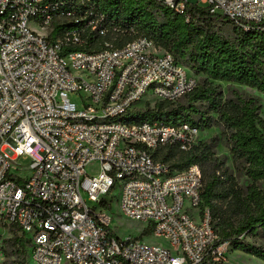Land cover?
I'll list each match as a JSON object with an SVG mask.
<instances>
[{
	"label": "built area",
	"instance_id": "built-area-1",
	"mask_svg": "<svg viewBox=\"0 0 264 264\" xmlns=\"http://www.w3.org/2000/svg\"><path fill=\"white\" fill-rule=\"evenodd\" d=\"M87 1L0 0V228L31 239V264L223 261L228 243L217 244L210 209L201 208L199 167L171 170L151 157L160 147L189 151L199 128L119 120L139 102L185 97L197 79L144 37L90 50L117 29L92 5L83 8ZM157 1L180 14L191 3ZM194 3L264 34V0ZM117 185L121 215L164 245L114 232L99 203Z\"/></svg>",
	"mask_w": 264,
	"mask_h": 264
},
{
	"label": "trees",
	"instance_id": "trees-1",
	"mask_svg": "<svg viewBox=\"0 0 264 264\" xmlns=\"http://www.w3.org/2000/svg\"><path fill=\"white\" fill-rule=\"evenodd\" d=\"M103 14L117 31L91 44L90 50H99L104 40L115 47L122 46L138 37L152 41L161 51L169 53L184 66L188 73L201 74L204 81L175 108L128 111L119 120L128 124L141 122H164L170 125L189 123L198 127L191 113H199L195 103H205L222 127L221 133L232 157L252 183L237 188L229 174L211 151L212 142H198L189 151L175 147H160L151 151L154 161L169 165L171 170L182 171L197 165L202 177L201 200L212 217L225 206V212L242 213L240 222L226 224L221 228L217 244L227 242L233 249L250 254L264 262V248L244 242L247 235L264 234V120L250 99L236 96V101L222 103L212 81L239 84L264 92V34L244 32L229 18L211 14L206 7L196 3L185 6L180 14L157 0H88ZM187 19V20H186ZM225 29V30H222ZM169 103V102H167ZM260 183L262 187L257 184ZM109 202L102 199L100 207L109 210ZM115 203L117 199H115ZM219 210L217 209V206ZM221 220V219H220ZM14 234L6 240L17 255L22 253L19 264H31V239L15 226ZM15 232H19L17 236ZM151 234L149 226L138 238ZM242 236V238H240ZM15 264V263H13ZM200 264H224L205 257Z\"/></svg>",
	"mask_w": 264,
	"mask_h": 264
},
{
	"label": "rangeland",
	"instance_id": "rangeland-1",
	"mask_svg": "<svg viewBox=\"0 0 264 264\" xmlns=\"http://www.w3.org/2000/svg\"><path fill=\"white\" fill-rule=\"evenodd\" d=\"M191 3H194L195 0H190ZM29 27L36 32H41L33 24H29ZM225 30V29H222ZM195 78L198 81L199 86L203 84L204 76L201 74H194ZM216 88L221 96L220 99L223 102L225 101H236V96H241L244 99H250L253 102V105L257 108V113L264 120V92H259L255 89L248 88L239 84L222 82V81H212L208 80ZM151 93L146 94V98H149ZM69 99L74 102L78 109H81V103L78 96L74 94L69 95ZM185 99L181 98L173 103H167L158 101L155 99H150L149 102L143 103L139 102L133 107V111H144L146 109H158L163 108L164 110L168 108H175L180 105ZM199 109V113H191V118L194 122L198 124L200 131L198 142L210 143L212 139L214 142L212 144L211 151L213 152L214 158L221 164L222 170H225L229 174L233 184L237 188H245L250 185L252 181L246 177L243 171L240 168H237L232 161L231 154L229 149L226 146L225 139L221 133L222 127L220 122L217 121L216 115L209 111L205 103H195ZM21 165H25L28 162L22 159L18 162ZM98 165L92 164L87 168L89 174H95L97 171ZM259 187H262L260 183L257 184ZM120 188L115 186L111 190L108 199H113L114 204L110 206L108 212L111 214L113 221V230L120 237L126 238L127 236H132L137 238L144 231V225L140 222L125 218L121 215L119 206L115 203V199L119 196ZM217 209L219 210L218 205ZM225 206L220 209V212L213 217L214 227L216 232H219L221 228H224L226 224H236L241 221L243 214L242 213H233L230 210L225 212ZM221 219V220H220ZM15 229L13 227L0 228V264H19L22 260V253L17 255L13 253V249L6 242L12 234H14ZM17 236H20L19 232H15ZM142 240L146 242L156 243L164 245L160 240L153 239L151 235H145L141 237ZM244 242L252 244L257 247L264 248V234L257 233L254 235H247L243 238ZM28 248H26V262L28 263ZM224 264H264L260 259L247 254L245 252L233 249L232 245H228L225 251Z\"/></svg>",
	"mask_w": 264,
	"mask_h": 264
},
{
	"label": "bare ground",
	"instance_id": "bare-ground-1",
	"mask_svg": "<svg viewBox=\"0 0 264 264\" xmlns=\"http://www.w3.org/2000/svg\"><path fill=\"white\" fill-rule=\"evenodd\" d=\"M111 224L113 225V221L111 222Z\"/></svg>",
	"mask_w": 264,
	"mask_h": 264
}]
</instances>
